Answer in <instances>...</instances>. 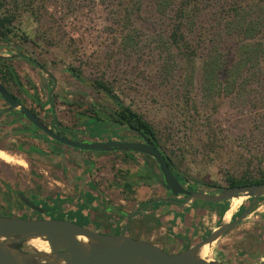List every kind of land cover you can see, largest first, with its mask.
Wrapping results in <instances>:
<instances>
[{
    "label": "rangeland",
    "instance_id": "374dc122",
    "mask_svg": "<svg viewBox=\"0 0 264 264\" xmlns=\"http://www.w3.org/2000/svg\"><path fill=\"white\" fill-rule=\"evenodd\" d=\"M205 2L200 0L199 4ZM198 6L202 8L200 17L208 21V8ZM6 9L16 14L11 48L37 59L52 73L58 120L76 131L81 140L94 139L86 121L96 113L111 115L118 108L117 97L154 126L162 150L182 176L201 183L199 189L230 186V175L254 179L264 176V109L258 110L252 103L264 93V79L260 84H249L251 91L245 95L204 93L202 70L208 44L190 38L187 45H176L172 41L173 10H157L155 0H6ZM212 23L209 21L208 26ZM184 30L190 37L191 27ZM225 35L226 45H233L234 38ZM0 46V53L9 54L7 41L0 39ZM9 64L18 73L24 90L13 82H6L8 88L52 122L47 102L53 80L24 58H13ZM71 68L79 70L81 78ZM29 80L38 86L41 100L46 102L44 109L33 100L35 92ZM97 82L110 92L98 87ZM7 106L4 101L1 109ZM14 122L16 126H1ZM0 126V152L14 158L7 161L0 157V215L50 217V213L41 214L28 207L19 193L44 208L52 206L56 196L61 195L69 199L62 208L68 211L82 201L90 203L88 198L93 192L97 198L93 204L98 208L91 213L85 209V218L78 211L65 217L98 229L96 224L107 225L106 217L124 226L126 217L119 209L138 213L141 203L169 196L160 182L143 177L141 154L131 157L122 152H80L64 145L63 151L55 152L48 144L43 147L46 150L41 149L45 151L42 154L30 151L32 140L28 134H15L18 127H32L18 111L0 116ZM98 134L104 139L140 140L135 131L115 121ZM200 202L197 209L207 204ZM192 207L190 201L185 208ZM197 219L190 217L183 227L186 230L177 231L187 239V246L193 237L195 243L205 238L221 221L215 212H206ZM129 226L131 235L168 247L169 229L142 212L130 219ZM220 246L225 248L221 261L226 264L259 262L264 256V202L214 248ZM214 248L211 256L220 260Z\"/></svg>",
    "mask_w": 264,
    "mask_h": 264
},
{
    "label": "trees",
    "instance_id": "16d2710c",
    "mask_svg": "<svg viewBox=\"0 0 264 264\" xmlns=\"http://www.w3.org/2000/svg\"><path fill=\"white\" fill-rule=\"evenodd\" d=\"M199 1L200 0H155V5L157 10L161 12L173 10L176 14L174 18L175 28L172 33V41L176 45H187V40L190 38H195L198 42L200 41L199 43H205V41L207 42V56L205 57L206 59L203 63L202 70L201 89L203 92L209 96L215 95L216 93H225L227 95L242 93V95H245L251 91L249 84H260V81H263L264 79V0H205L206 2L204 4H199ZM198 5L208 8L211 14V18L208 21L207 19H202L200 17L199 9L202 8ZM214 7L217 8L214 10ZM15 19L16 14L6 9V0H0V39L7 41L9 46L7 48L9 51L7 53L9 54L16 53V50L11 48L13 44H11L10 41L16 29V26L14 25ZM209 21L213 22V26H208ZM187 26H190L192 29L190 37L187 34L186 37L184 34L186 30H184V28ZM216 33H218L219 36H217L218 34ZM225 34L234 38L235 42L233 45H226L225 40L227 36ZM224 43L225 46H223ZM1 47L3 46H0V48ZM20 48L21 47L19 46V49ZM0 55H2V53H0ZM10 61V58L0 57V81L7 87L9 92L16 97L8 88L6 82H13L21 90H24V86L18 73L14 70L12 65L9 64ZM71 70L74 72V75L81 78V72L79 70L74 68H71ZM29 82L35 92L33 95L35 99L33 100L44 109L46 102H42L38 86L32 80H29ZM96 85L110 92V89H108L103 83L97 82ZM262 87H264L263 83ZM255 96H257V93ZM16 98L26 104V102L22 99H19L18 97ZM115 100L117 101L118 108L114 110L111 115L107 114L103 117L99 113H96L94 116H90L86 121L87 126L91 130H96L94 133H98V131L106 129L113 121L132 131L134 130L131 127L138 128L149 136L162 150L160 137L154 126L131 106L124 105L117 97ZM252 103L253 107H256L258 110L264 109V93L261 92V96L257 97ZM47 104H49L47 109L50 112L51 108L49 101ZM30 109L39 115L35 109ZM13 111H18V113L24 117L20 109H14ZM31 125L36 131L43 133L32 123ZM36 131L34 133L36 137H42L46 140L55 142L56 144H61L47 134H39ZM118 138L124 140L122 137ZM30 151L42 154L45 153V151L38 148H33ZM124 154L126 156L133 157L138 153L124 152ZM163 154L169 158L172 171L183 184L187 181L189 182V186L192 188H198L200 186V182L189 181L187 178L182 176L168 154L165 151H163ZM141 155L143 156V177L147 178V180L151 182L159 180L161 172L155 159L149 155ZM228 180L230 186H238L253 183H264V176L254 179L249 176L235 177L234 175H230L228 176ZM126 186L129 187L130 184H126ZM209 188V190H212V186ZM88 200L90 203L82 201L76 209L64 211L62 208L64 205H68L67 202L69 199L58 195L56 196L52 206L46 205L45 207L48 209L50 217L52 218L63 219L66 218L65 216H68V213L72 217L74 212L77 211L81 213V217H84L85 209L87 211L89 210L91 213L92 210L99 207L98 205L96 206V204H93L94 201L97 200L93 194L90 198H88ZM200 201L202 200L194 199L192 201L193 207L192 209L189 208L190 210L180 206L179 204L169 203L165 200H149L144 202L142 206L144 207V210L147 211L144 215L161 225H165L169 229L170 236L176 238L177 235L178 238L176 239H181L183 242L184 237L178 234V232L186 230H183V227L187 221H189L190 217L195 218V221H197V216H203L206 212H215L217 213L219 220H221L229 205L228 201L221 203L207 202V204H203L205 207L197 209L196 207L202 204ZM206 205L209 207L206 208ZM161 206H171L174 209L171 208L169 210H165V212L161 214V217H156V210H158ZM196 210H199V212H196ZM76 215H78V213H76ZM90 216L91 214L89 217ZM69 219L73 220L72 218ZM209 233L210 232H208L207 235ZM187 245L184 247L185 249L190 247ZM173 251L175 252L177 250H172V252Z\"/></svg>",
    "mask_w": 264,
    "mask_h": 264
},
{
    "label": "water",
    "instance_id": "95a60500",
    "mask_svg": "<svg viewBox=\"0 0 264 264\" xmlns=\"http://www.w3.org/2000/svg\"><path fill=\"white\" fill-rule=\"evenodd\" d=\"M0 57L24 58L53 80L54 84L48 91V99L54 126L14 97L1 81L0 96L7 102L8 107L0 111V116L14 109H20L30 123L52 139L80 150L101 153L122 151L149 155L158 164L163 176V186L173 196L183 195L185 202L192 199L209 203L229 202L219 225L208 236L177 252L167 251L156 243L134 237L126 232L103 233L71 219L0 215V264H226L216 258H203L201 250L205 245L210 244L212 253L216 243L229 230L264 202V183L219 187L217 192L187 187L172 171L171 162L164 156L163 151L143 131L134 127L131 128L139 135V141L115 138L81 140L72 129L66 128L58 120L52 98L56 85L52 73L37 59L25 53L2 54ZM19 197L38 213H49L47 208L38 205L26 194L19 193ZM235 197H244V199L233 208L232 199ZM248 199H252L250 206L233 220L234 215ZM166 200L172 201V199ZM34 240L47 243L49 250L36 247L33 244ZM255 264H264V256Z\"/></svg>",
    "mask_w": 264,
    "mask_h": 264
},
{
    "label": "flooded vegetation",
    "instance_id": "af4514ba",
    "mask_svg": "<svg viewBox=\"0 0 264 264\" xmlns=\"http://www.w3.org/2000/svg\"><path fill=\"white\" fill-rule=\"evenodd\" d=\"M8 107V106H7ZM7 107H5V108H7ZM5 108H3V109H5ZM3 109H1L0 111H2ZM13 111V110H12ZM12 111H10V112H8V114H10V113H12ZM50 112H51V110H50ZM52 113V112H51ZM7 114V113H6ZM3 115H5V114H3ZM3 115H1V116H3ZM42 117V116H41ZM25 118V117H24ZM44 118V117H43ZM45 119V118H44ZM54 119V118H53ZM46 120V119H45ZM46 121H48V120H46ZM49 123H51V125H53L54 126V120L52 121V122H50V121H48ZM61 124V123H60ZM34 131H36L35 130V128L32 126L31 127ZM67 128V127H66ZM69 129H71V128H69ZM57 130V129H56ZM73 130V129H72ZM74 131V130H73ZM94 131H96V130H92L91 132H92V136L91 137H93L94 139H90V140H104V138H102V137H100V135L98 134L100 131H98V133H94ZM36 132H38L39 134H43V133H41L40 131H36ZM75 133H76V131H74ZM66 134V133H65ZM77 135V134H76ZM78 137V136H77ZM79 138V137H78ZM140 138V137H139ZM80 139V138H79ZM107 139H114V138H107ZM115 139H119V138H115ZM44 140H46V139H44ZM126 141H128V140H126ZM48 142H52V141H49L48 140ZM58 142V141H57ZM52 143H54V144H56L55 142H52ZM60 143V142H59ZM56 145H58V146H60V148H61V145H64V147H70V148H73V149H75V150H77V151H80V152H92V151H84V150H80V149H77V148H74V147H72V146H68V145H66V144H63V143H61V144H56ZM63 149V148H62ZM44 151V150H43ZM51 151H54V150H52L51 149ZM63 151V150H62ZM55 152H57V151H55ZM58 152H61V151H58ZM115 152H122V151H115ZM94 153V152H93ZM95 153H101V152H95ZM105 153H108V152H105ZM122 153H124V152H122ZM102 154H104V153H102ZM138 154H141V153H138ZM157 163V162H156ZM162 179H163V176H162V173H161V177H160V179L159 180H154V182H160L161 184H162ZM189 180V179H188ZM149 181V180H148ZM190 181V180H189ZM163 185V184H162ZM184 185L185 186H187V187H190L189 186V182H185L184 183ZM164 187V186H163ZM165 188V187H164ZM195 189H197V190H201V189H199V188H195ZM219 189L218 188H215V189H212V190H203V191H207V192H217ZM167 191V190H166ZM168 192V194H169V196H167V197H160V198H157V199H151V200H165L166 202H169V203H175V204H179L180 206H183L184 208L186 207V205H188V203L190 202V201H193L194 199H192V200H190L189 202H185L184 201V196L183 195H181V196H177V197H175V196H173L169 191H167ZM91 194H93L94 195V193L93 192H91ZM166 199H172V201H167ZM175 200H177L176 202H175ZM251 200L252 199H250L249 200V203L247 204V205H245V204H243V207H241L239 210H238V212L234 215V217H233V220H235L241 213H243L249 206H250V204H251ZM147 201H149V200H147ZM35 202V201H34ZM146 202V201H145ZM144 203V202H143ZM143 203H141L140 204V206H139V212L138 213H140V212H142L143 214H145L147 211H145L144 210V207L142 206V204ZM108 209H110V208H113L112 206H106ZM164 207V206H163ZM257 207V206H256ZM255 207V208H256ZM166 208V207H165ZM243 208V209H242ZM255 208L252 210V211H254L255 210ZM251 211V212H252ZM165 211H164V209L162 210V211H157L156 210V213H155V215H156V217H160V215L162 214V213H164ZM138 213H134V211L133 212H130V213H126V214H121V215H125L124 217H126V223H125V225L124 226H121V224L117 221V220H113V221H110L109 223H111L110 224V226H107V225H105V226H101V227H98V225L96 224V227L98 228V229H96V228H94L95 230H98V231H101V232H103V233H112V234H115V233H121V232H126L127 234H129V235H131V233H130V226H129V221H130V219L132 218V217H134L135 215H137ZM217 214V213H216ZM218 216V215H217ZM249 216V215H248ZM247 216V217H248ZM246 217V218H247ZM242 222V221H241ZM240 222V223H241ZM117 225V226H116ZM93 228V227H92ZM111 229H114V231L112 232L111 231ZM212 231V230H211ZM210 231V232H211ZM210 234V233H209ZM208 234V235H209ZM207 235V236H208ZM132 236H134V235H132ZM135 237V236H134ZM137 238H139V237H137ZM163 248H165V247H163ZM170 250V252L172 251L171 249H169ZM221 261V260H220Z\"/></svg>",
    "mask_w": 264,
    "mask_h": 264
},
{
    "label": "crops",
    "instance_id": "0c3cea01",
    "mask_svg": "<svg viewBox=\"0 0 264 264\" xmlns=\"http://www.w3.org/2000/svg\"><path fill=\"white\" fill-rule=\"evenodd\" d=\"M4 99L0 96V110H1V108H2V106H3V104H4ZM3 118V117H2ZM17 125V122L15 123H13V124H9V123H6V124H3V125H1V126H3V127H11V126H16ZM0 126V127H1ZM7 129H4L3 131H6ZM28 134L29 136V138H30V140H32V142L31 143H29V145H28V148L31 150V149H33V148H38V149H44V150H46L45 148H43L44 147V145H49L50 146V149H52V150H54V151H62L63 149L62 148H60V146H58V145H56V144H54V143H52V142H48V140H44V138H42V137H36L35 135H34V133H35V131L32 129V128H30V127H26V126H24L23 128L22 127H18V128H16L15 129V134ZM92 195V194H91ZM114 209H116L115 207H113ZM172 207L171 206H166V208H165V206L163 207V206H161L157 211H162L163 209H164V211L165 210H169V209H171ZM118 209V208H117ZM172 209H174V208H172ZM119 211H120V213L121 214H126V212L125 211H123L122 209H119ZM86 217V216H85ZM84 217V218H85ZM106 217V216H105ZM95 220V217L93 218V222H95L94 221ZM111 221V219H108V217H106V224H107V226H110V224L111 223H109L110 221ZM117 226V225H116ZM142 238V237H141ZM194 238L195 237H193L192 239H191V243H190V245L189 246H192L195 242H194ZM167 241H166V245H168V247L166 246L165 248H170L171 250H177V251H180V250H183V249H185L184 247L187 245L186 244V240L187 239H184L183 238V242L181 241V239H176V238H173V236H170V234L168 235V238L166 239ZM170 246V247H169ZM216 248H214V250H215ZM224 247L223 246H220L218 249H216V255L218 256V258L221 260V257L223 256V251H224ZM177 251H175V252H177ZM172 252V251H171ZM174 252V251H173Z\"/></svg>",
    "mask_w": 264,
    "mask_h": 264
},
{
    "label": "bare ground",
    "instance_id": "6f19581e",
    "mask_svg": "<svg viewBox=\"0 0 264 264\" xmlns=\"http://www.w3.org/2000/svg\"><path fill=\"white\" fill-rule=\"evenodd\" d=\"M0 157H2L3 159L7 160V161H10V160H13V156L5 153L4 151H1L0 152ZM244 197H235L232 199V204H233V208L235 206H237L241 200H243ZM230 214V212L228 213ZM33 244L38 247V248H43L45 250H49V247L47 245V243H44L43 241L41 240H34L33 241ZM212 253H211V245L210 244H207L203 247V249L201 250V256L205 259H210L212 256Z\"/></svg>",
    "mask_w": 264,
    "mask_h": 264
}]
</instances>
